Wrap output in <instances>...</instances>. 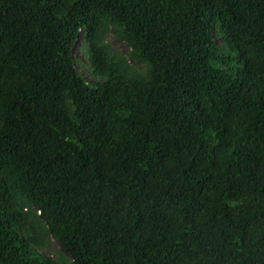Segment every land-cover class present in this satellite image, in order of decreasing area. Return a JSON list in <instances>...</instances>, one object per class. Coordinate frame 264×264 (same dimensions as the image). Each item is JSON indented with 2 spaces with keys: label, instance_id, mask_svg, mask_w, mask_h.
<instances>
[{
  "label": "trees",
  "instance_id": "1",
  "mask_svg": "<svg viewBox=\"0 0 264 264\" xmlns=\"http://www.w3.org/2000/svg\"><path fill=\"white\" fill-rule=\"evenodd\" d=\"M48 238L70 264H264V0H0V264H58Z\"/></svg>",
  "mask_w": 264,
  "mask_h": 264
},
{
  "label": "rangeland",
  "instance_id": "2",
  "mask_svg": "<svg viewBox=\"0 0 264 264\" xmlns=\"http://www.w3.org/2000/svg\"><path fill=\"white\" fill-rule=\"evenodd\" d=\"M81 35H84V31L80 32ZM215 42L218 46L222 47L224 50V53L227 54V49L224 44L223 37L217 33L214 36ZM106 42L110 45L111 50L113 52H118L122 55H127V49L125 48V45L118 42L114 36L113 30L110 31L109 36L106 39ZM74 57L77 60V69L78 72L83 76V78L87 81V83L93 87H95L101 80L100 78H95L90 74V68L89 64L86 61V57L82 53V45L81 42L77 43V47L74 52ZM131 67L134 69L133 76L140 77L144 79H148L151 74V70L149 67L145 64H137L130 61ZM42 238V235L41 237ZM37 253L40 256H44L47 258L52 259L53 261L58 262V264H70L72 259L70 256H68L59 243H57L52 238L46 239L45 246L43 248L37 249Z\"/></svg>",
  "mask_w": 264,
  "mask_h": 264
}]
</instances>
